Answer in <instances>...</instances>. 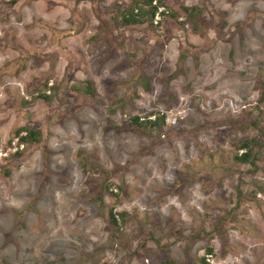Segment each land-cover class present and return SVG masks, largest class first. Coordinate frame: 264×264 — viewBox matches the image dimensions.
Here are the masks:
<instances>
[{
	"label": "rangeland",
	"instance_id": "374dc122",
	"mask_svg": "<svg viewBox=\"0 0 264 264\" xmlns=\"http://www.w3.org/2000/svg\"><path fill=\"white\" fill-rule=\"evenodd\" d=\"M155 5L0 0V264H264V0Z\"/></svg>",
	"mask_w": 264,
	"mask_h": 264
},
{
	"label": "trees",
	"instance_id": "16d2710c",
	"mask_svg": "<svg viewBox=\"0 0 264 264\" xmlns=\"http://www.w3.org/2000/svg\"><path fill=\"white\" fill-rule=\"evenodd\" d=\"M138 1H141V2H143L144 4H146L148 7V10H150V13H152L154 10H155V8H156V5L155 4H152V5H150V3L152 2V0H138ZM155 2H156V0H155ZM137 9V13H136V16L138 15V8H136ZM130 14H132L131 13V11H130ZM134 14V13H133ZM132 14V15H133ZM134 16V15H133ZM130 20H132V18L130 19ZM155 121H154V119L152 120V121H150V123H154ZM26 134L28 135V136H30L31 138L34 136V132L33 131H31V130H29V129H27L26 130ZM242 152H240L238 155H236L235 157H234V159H236V160H238V161H244V160H246V158L248 157V155H249V151H248V148H247V145L246 144H244V143H242V145H240V148H239ZM243 149V150H242ZM111 218V217H110ZM163 264H170V263H168V262H164Z\"/></svg>",
	"mask_w": 264,
	"mask_h": 264
},
{
	"label": "built area",
	"instance_id": "2783aa9c",
	"mask_svg": "<svg viewBox=\"0 0 264 264\" xmlns=\"http://www.w3.org/2000/svg\"><path fill=\"white\" fill-rule=\"evenodd\" d=\"M152 2H153V4L156 3L155 0H152ZM156 8H157V7H156ZM161 10H162V8L159 7L157 10L153 11L154 14H153L152 21H153L154 23H156V22L158 21V19H159V14H160Z\"/></svg>",
	"mask_w": 264,
	"mask_h": 264
}]
</instances>
